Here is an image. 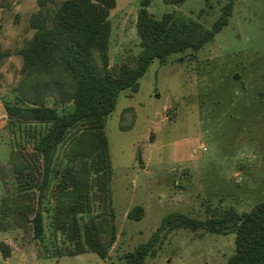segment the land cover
I'll list each match as a JSON object with an SVG mask.
<instances>
[{
    "label": "rangeland",
    "instance_id": "obj_1",
    "mask_svg": "<svg viewBox=\"0 0 264 264\" xmlns=\"http://www.w3.org/2000/svg\"><path fill=\"white\" fill-rule=\"evenodd\" d=\"M64 1L52 0L51 11ZM141 1L117 0L111 10L115 75L120 67H134L140 54L136 23ZM229 2L186 0L174 5L151 0L149 11L157 19L177 13L210 28ZM38 10V0H0V44L9 55L0 63L2 109L16 101L15 89L22 80L20 51L34 35L30 18ZM72 109L69 104L67 111ZM19 129L17 139L18 124L7 116L0 131V174L6 175L0 176V202L16 191L15 176L7 167L11 148L23 144L24 131L45 132L43 125L23 124ZM105 132L111 160L108 208L94 199L84 221L103 211L114 215L118 237L108 258L91 251L59 256V248L68 244L61 233H54L46 214L41 240L32 231H0V240L9 238L14 250L24 249L21 254L16 251L10 264H122L169 213L206 220L230 207L249 212L264 201V0H235L229 24L213 42L198 52L175 54L166 65L153 61L140 79L139 91L122 92ZM68 140L55 156V168L61 171L68 166ZM25 149L32 152L30 145ZM58 182L53 174L44 202L50 210ZM137 206L144 208L145 216L129 219L128 213ZM235 251L234 234L180 230L169 235L147 264H225Z\"/></svg>",
    "mask_w": 264,
    "mask_h": 264
},
{
    "label": "trees",
    "instance_id": "obj_2",
    "mask_svg": "<svg viewBox=\"0 0 264 264\" xmlns=\"http://www.w3.org/2000/svg\"><path fill=\"white\" fill-rule=\"evenodd\" d=\"M51 1L38 0L39 10L31 15L34 35L20 51L23 66L22 80L15 89L18 95L14 104L4 105L8 120L18 124L17 139L19 125H43L45 132H22L23 144L18 142L11 151L7 167L15 176L16 191L1 199L0 231H32L41 240L48 214L54 233H61L68 244L59 248V256L91 251L106 260L118 237L114 215L103 211L87 222L84 216L91 212L94 199L108 208L111 160L107 118L116 110L123 91H139L140 79L153 61L166 65L175 54L198 52L213 42L229 24L235 0L222 7L210 28L177 13L157 19L149 11L151 0H142L136 23L140 54L134 67H120L116 75L111 67L110 16L117 0H65L53 12ZM163 1L179 5L186 0ZM8 57L0 44V63ZM69 104L73 105L71 111H67ZM67 140L68 166L61 171L55 168V156ZM28 145L32 152L25 149ZM53 174L59 182L50 210L44 202ZM144 216L141 206L128 213L131 220ZM180 230L234 234L236 251L225 264H264V201L249 212L239 213L230 207L206 220L169 213L151 238L129 252L122 264H147L169 235ZM0 251L4 258L12 254L4 241H0Z\"/></svg>",
    "mask_w": 264,
    "mask_h": 264
},
{
    "label": "crops",
    "instance_id": "obj_3",
    "mask_svg": "<svg viewBox=\"0 0 264 264\" xmlns=\"http://www.w3.org/2000/svg\"><path fill=\"white\" fill-rule=\"evenodd\" d=\"M1 107H2V104L0 103V131H2L5 128L6 123H7L6 111H5V109H2ZM12 150H13V148H11V151ZM8 160H7V162H8ZM0 162H2V161L0 160ZM0 176H1V174H0ZM0 241H2V240H0ZM3 241L8 243L12 248V254L9 258H4L1 251H0V262H2L3 264H10L11 260L14 259L15 254H17L18 252H19V254L24 253V249H21V248H16V250H14L13 242L9 238L4 239ZM16 251H18V252L16 253Z\"/></svg>",
    "mask_w": 264,
    "mask_h": 264
},
{
    "label": "water",
    "instance_id": "obj_4",
    "mask_svg": "<svg viewBox=\"0 0 264 264\" xmlns=\"http://www.w3.org/2000/svg\"><path fill=\"white\" fill-rule=\"evenodd\" d=\"M238 79V75H235L234 76V80H237ZM141 165H142V169H144L145 168V165L143 164V162H141Z\"/></svg>",
    "mask_w": 264,
    "mask_h": 264
}]
</instances>
